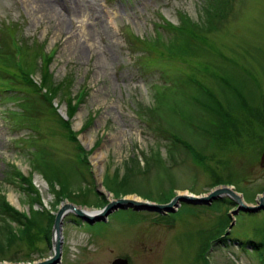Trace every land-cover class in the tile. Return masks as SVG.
I'll return each instance as SVG.
<instances>
[{"label":"rangeland","instance_id":"obj_1","mask_svg":"<svg viewBox=\"0 0 264 264\" xmlns=\"http://www.w3.org/2000/svg\"><path fill=\"white\" fill-rule=\"evenodd\" d=\"M263 151L264 0H0V262L50 256L62 202L255 204ZM233 209L68 213L58 264H264V210Z\"/></svg>","mask_w":264,"mask_h":264},{"label":"water","instance_id":"obj_2","mask_svg":"<svg viewBox=\"0 0 264 264\" xmlns=\"http://www.w3.org/2000/svg\"><path fill=\"white\" fill-rule=\"evenodd\" d=\"M260 166L264 167V151L261 154ZM97 184L98 186L100 185L99 182H97ZM224 196L231 198L235 203V209H233L231 212L233 215L237 214L239 211L256 212L259 210H264V192L256 199L255 204H248L244 201L241 194L233 190V187L229 185L215 186L207 193L202 195L177 193L166 203H153L134 198H117L108 201L102 209L93 211L92 213L87 211L89 209L85 207L77 206L70 202H62L54 214L51 230V255L47 258L27 264H58L60 262L63 244V223L64 217L68 213H73L77 218L89 223H93L95 221L105 220L107 215L117 208H132L135 210L146 209L154 210L159 213H166L174 212L175 208L180 204V202L209 205L212 201ZM0 264L11 263L0 262ZM110 264L129 263L126 258L117 257L112 260Z\"/></svg>","mask_w":264,"mask_h":264},{"label":"trees","instance_id":"obj_3","mask_svg":"<svg viewBox=\"0 0 264 264\" xmlns=\"http://www.w3.org/2000/svg\"><path fill=\"white\" fill-rule=\"evenodd\" d=\"M191 33H192V31H190ZM189 32V33H190ZM194 33V32H193ZM15 64H16V62H15ZM23 75H26V76H24V78H26V80L25 81H30L29 79H28V76H27V74H23ZM31 82V81H30ZM33 83V82H32ZM43 89V87H39L38 88V90L39 91H41ZM44 95V94H43ZM45 96V95H44ZM71 108H73L72 107V105H70V109ZM71 113V112H70ZM70 113H66V115H67V117H68V119L71 117V114ZM223 118L221 119V121L223 122ZM225 121V120H224ZM63 122H64V124L68 127L69 126V123H68V120H65V119H63ZM70 133H71V135H74V133L73 132H71L70 131ZM188 147V149L191 151V153L192 154H194V155H196V151L192 148V147H190V146H187ZM81 149V151L82 152H84V150H83V148L81 147L80 148ZM197 158H200L198 155H197ZM1 207L3 208V210H4V212L11 218V219H13V220H15L16 222H18L19 224H21L24 228H23V230H27V228H29L30 226H31V221H30V219H28V217L26 216V215H24V214H21L19 211H17V210H15L12 206H10L6 201H2V203H1ZM54 216L53 215H50V217H49V226H48V228L49 227H51V224H53V220H54V218H53ZM53 218V219H52ZM52 219V220H51Z\"/></svg>","mask_w":264,"mask_h":264},{"label":"bare ground","instance_id":"obj_4","mask_svg":"<svg viewBox=\"0 0 264 264\" xmlns=\"http://www.w3.org/2000/svg\"><path fill=\"white\" fill-rule=\"evenodd\" d=\"M63 21L61 22V25L63 26ZM84 143H88L87 142V139H84ZM100 158H101V154L99 152H96L93 156H92V161H93V164L95 165V167H97L99 165V162H100ZM133 198L135 199H138L136 196H134ZM89 211L90 213L93 212V210H87Z\"/></svg>","mask_w":264,"mask_h":264}]
</instances>
